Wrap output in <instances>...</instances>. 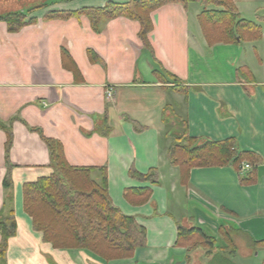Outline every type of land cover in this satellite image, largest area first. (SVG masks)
I'll list each match as a JSON object with an SVG mask.
<instances>
[{"label": "crops", "instance_id": "0c3cea01", "mask_svg": "<svg viewBox=\"0 0 264 264\" xmlns=\"http://www.w3.org/2000/svg\"><path fill=\"white\" fill-rule=\"evenodd\" d=\"M130 1L0 0V16L45 4L26 13L32 22L18 32L9 33L0 21V123L13 135L6 159L0 129V212L11 196L16 221L4 264H207L205 250L176 243L178 225L199 227L226 248L222 228L235 247L232 264L237 257L246 263L256 250L264 264V247L255 246L264 241V0H232L239 17L259 27L260 38L213 45L199 16L221 9L196 2L163 5L150 13L151 52L138 36L137 21L110 19L96 32L86 15L49 17ZM180 121L189 137L234 139L239 151L259 161L240 172L230 165L191 168L182 184L180 169L167 157ZM34 129L60 143L69 166L94 169L97 184L105 170L112 205L145 230L143 247L129 258L106 261L88 250L44 242L22 200L25 183L53 172ZM132 170H156L158 184L132 179ZM8 172L9 190L2 185ZM248 177L253 181L244 184ZM141 188L150 190L147 201L135 193L126 197Z\"/></svg>", "mask_w": 264, "mask_h": 264}, {"label": "trees", "instance_id": "16d2710c", "mask_svg": "<svg viewBox=\"0 0 264 264\" xmlns=\"http://www.w3.org/2000/svg\"><path fill=\"white\" fill-rule=\"evenodd\" d=\"M213 5L219 11H204L199 16V24L208 44H232L240 40L260 38V29L255 24L242 20L232 0H131L125 4L109 3L102 8H85L80 11L64 13L52 12L49 17L68 18L86 15L92 29L100 30L103 22L124 17L140 24L139 38L148 51V34L152 30L150 13L163 5L176 3L186 7L189 3ZM38 5L25 12L19 10L0 16L9 33L18 32L32 21L26 20V13L44 7ZM64 56H66L64 54ZM89 57L95 60L89 53ZM173 83L179 80L168 74ZM180 134L172 133V143L168 147L167 157L171 165L180 169L181 183L186 185L189 171L196 167L232 166L238 172L244 162L256 164L258 158L250 152L236 148L234 139L219 142L200 140L189 137L185 132V123L179 122ZM5 132L6 159L12 145L13 135L10 126L0 123ZM42 141L48 148L49 166L53 172L48 177L38 178L22 187L23 210L31 218L32 228L42 234L43 240L55 249H84L106 261L126 259L133 255L137 248L145 245V230L137 224L134 217L122 214L110 201L106 189V172L100 169L102 182L97 184L92 178V168L69 166L63 156L62 147L56 140L44 137L38 130ZM129 176L140 182L158 184V174L152 170L147 174L130 171ZM253 181V177L243 179L244 184ZM2 185L12 188L9 172ZM140 196L141 202L148 200L149 188L126 192ZM11 196L6 200L5 208L0 212V260L4 264L8 239L16 234V221ZM220 235L226 248H220L214 237L208 236L199 227L186 228L177 226V244L189 249L200 248L210 256L207 264H232L229 256L235 247L228 232L220 229ZM264 247V241L256 243Z\"/></svg>", "mask_w": 264, "mask_h": 264}, {"label": "rangeland", "instance_id": "374dc122", "mask_svg": "<svg viewBox=\"0 0 264 264\" xmlns=\"http://www.w3.org/2000/svg\"><path fill=\"white\" fill-rule=\"evenodd\" d=\"M26 4L34 5V0H27ZM237 245L239 246V248H242L243 246H245V244L241 243L240 240L237 241ZM243 249H245V248H243ZM262 256H263L262 251L256 250L255 254L250 255L249 258L247 259L246 263H244V264H263L262 263ZM235 262L237 264H241L240 257L235 258Z\"/></svg>", "mask_w": 264, "mask_h": 264}, {"label": "built area", "instance_id": "2783aa9c", "mask_svg": "<svg viewBox=\"0 0 264 264\" xmlns=\"http://www.w3.org/2000/svg\"><path fill=\"white\" fill-rule=\"evenodd\" d=\"M111 95H112L111 90H107V91H106V98H107V99H110V98H111ZM249 168H250V166L247 165V164H243V165H242V169L248 170Z\"/></svg>", "mask_w": 264, "mask_h": 264}]
</instances>
